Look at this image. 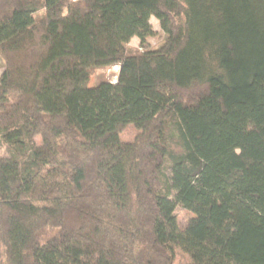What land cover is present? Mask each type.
<instances>
[{
  "label": "trees",
  "instance_id": "16d2710c",
  "mask_svg": "<svg viewBox=\"0 0 264 264\" xmlns=\"http://www.w3.org/2000/svg\"><path fill=\"white\" fill-rule=\"evenodd\" d=\"M0 55V264H264V0H0Z\"/></svg>",
  "mask_w": 264,
  "mask_h": 264
},
{
  "label": "rangeland",
  "instance_id": "374dc122",
  "mask_svg": "<svg viewBox=\"0 0 264 264\" xmlns=\"http://www.w3.org/2000/svg\"><path fill=\"white\" fill-rule=\"evenodd\" d=\"M42 12H39L41 14ZM150 23L154 30V35L146 40H140L137 37H133L130 42L127 44V48L129 51L135 50H142V49H156L158 48L166 39L165 33L161 30L159 23L156 18L151 17ZM4 61L0 55V76L4 71ZM118 66L109 67L104 70H96L90 76L89 79V86L95 85L96 79L99 77L106 78L110 83H114L116 81V74H117ZM139 131L134 128L132 125H128L125 127L120 133V139L123 142H132L136 136L138 135ZM36 143H40V138L36 137ZM6 155V146L0 143V157ZM164 172L167 176H169L168 171L164 169ZM173 192V190H172ZM175 216L178 222V226L181 230L184 229L188 221L194 216L192 212L186 210L180 205H177L175 208ZM44 237H40V241H44ZM173 264H190L189 257L181 252L180 250L175 251L174 261Z\"/></svg>",
  "mask_w": 264,
  "mask_h": 264
}]
</instances>
